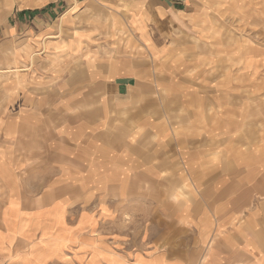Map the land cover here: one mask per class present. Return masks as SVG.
<instances>
[{
  "label": "crops",
  "instance_id": "obj_1",
  "mask_svg": "<svg viewBox=\"0 0 264 264\" xmlns=\"http://www.w3.org/2000/svg\"><path fill=\"white\" fill-rule=\"evenodd\" d=\"M235 19L264 27V0H0V64L14 59L1 69L16 72L5 89L20 106L1 120L0 164L44 152L36 158L50 165L42 193L0 170V239L26 241L4 236L11 203L34 217L73 194L88 213L93 185L105 224L174 211L194 264H264V42L235 33ZM239 106L257 107V131ZM170 173L182 187L174 205L154 194L168 192ZM136 174L153 194L125 200ZM93 244L99 264H191L181 252Z\"/></svg>",
  "mask_w": 264,
  "mask_h": 264
},
{
  "label": "rangeland",
  "instance_id": "obj_2",
  "mask_svg": "<svg viewBox=\"0 0 264 264\" xmlns=\"http://www.w3.org/2000/svg\"><path fill=\"white\" fill-rule=\"evenodd\" d=\"M256 4L257 0H252L253 8ZM233 30L235 33L248 35L254 41V44H258L259 40L264 42L263 25L259 26L257 23L246 26L242 24L238 25L235 19ZM240 42L238 45L243 43ZM13 62L14 59L11 57L4 64H0V124L3 117L17 113L20 108L19 102H13L9 99V92L5 89L8 82L18 78L16 72L10 71L4 73L2 71L4 68L13 67ZM238 108L240 110L245 108L253 109V115L244 122L247 125L243 127L245 130L257 131V120L259 118V115L257 116V107L239 106ZM243 139L247 140L246 137H241L239 140ZM141 141L145 142V139L138 138V142ZM2 146L3 143L0 141V149ZM39 155L43 157L44 152L37 154H14L12 162L6 163L4 166L0 164V170H5L8 173L10 171L14 179L18 181H28L36 184L38 187L39 184H43L41 193L48 191L47 182L50 181L48 179L50 165L36 158ZM48 156L45 155L44 157ZM168 175L170 184L166 187L163 186L168 192L163 193L162 187L156 186L154 194L158 198L168 197L172 201L174 196L177 195L178 190L182 187L174 179V176H176L174 173ZM132 178L134 179H132V182L137 184L126 187V189H130L128 193L131 189L133 190V196L130 197L128 195V198L125 200L141 198L147 195L152 196L153 192L147 191L151 186H145L147 178L145 174H136ZM90 188L93 191L89 192V196L87 195L86 211L98 220L99 229L96 233L97 236L109 240L119 251L128 252L129 255H133L138 251L150 252L151 254L165 250L170 253V256L177 257L178 253L181 252L182 255H185L186 261L194 264V245L182 243L183 241L180 239L181 234L178 232V218L173 215L174 211H171L170 216L161 219V221L160 219L149 218L146 215L147 211H145L136 217L125 216L115 219V224H105L104 220L100 219L98 213V205L100 201L101 203L103 202V198L100 201L98 199L94 201L97 196L94 193H97V189L93 185H90ZM2 190L4 192L5 187H2ZM2 190H0V193ZM104 191L103 194H105L106 199L119 200L118 196L121 194L118 186H107L104 188ZM78 197L80 198L78 199ZM70 198H72L71 203H68L70 200L60 201L52 208L42 209L41 212L34 214V217L26 216V218L19 216L16 213L18 205L11 203L8 212L9 217L5 219L6 228L3 229L4 231L10 230V232L5 231L6 235L4 236H24L26 241H21L22 244L20 243L14 247V243L10 244L9 242L7 244V240L0 239V264H99L101 254L93 244L97 239L95 234L96 221L85 212V207L82 208L84 206V203L81 202L82 196L71 194ZM150 199L153 198L151 197ZM2 200L4 199L0 197V210L5 205ZM172 204L174 205L173 201ZM30 205L33 209L36 208V200L32 201ZM71 214L72 217H68ZM1 220L0 218V222ZM1 237L3 238L2 235Z\"/></svg>",
  "mask_w": 264,
  "mask_h": 264
}]
</instances>
